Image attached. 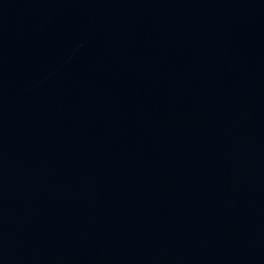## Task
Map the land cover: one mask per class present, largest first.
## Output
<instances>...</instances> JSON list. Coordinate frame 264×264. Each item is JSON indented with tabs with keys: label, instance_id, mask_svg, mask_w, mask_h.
I'll list each match as a JSON object with an SVG mask.
<instances>
[{
	"label": "water",
	"instance_id": "1",
	"mask_svg": "<svg viewBox=\"0 0 264 264\" xmlns=\"http://www.w3.org/2000/svg\"><path fill=\"white\" fill-rule=\"evenodd\" d=\"M0 264H264V0H0Z\"/></svg>",
	"mask_w": 264,
	"mask_h": 264
}]
</instances>
